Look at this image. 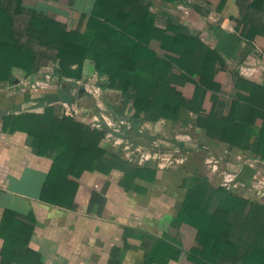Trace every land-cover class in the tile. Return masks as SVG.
I'll list each match as a JSON object with an SVG mask.
<instances>
[{"label":"trees","instance_id":"trees-1","mask_svg":"<svg viewBox=\"0 0 264 264\" xmlns=\"http://www.w3.org/2000/svg\"><path fill=\"white\" fill-rule=\"evenodd\" d=\"M151 1L93 0L91 12L81 13L77 25L68 30L65 24L25 8L22 0H0V82L12 83L13 69L28 77L40 58L52 61V77L59 84L54 93L34 94L42 112L14 114L7 127L9 133L30 136L38 155L50 151L55 155L43 180L41 201L71 209L77 181L84 173L117 171L119 187L139 195L147 191L139 181L154 183L157 179L156 168L132 162L119 150L102 145L114 128L104 123L91 126L56 113V103L71 104L77 98L80 88L70 81L81 80L89 63L102 79L99 89L121 92L117 102L103 99L106 110L102 112L133 146H146L157 139L141 129L144 123L176 125L190 114V126L205 141L197 149L210 151V143L217 142L228 151L264 163V82L229 68L199 36L182 34L170 22L167 8L156 13L151 6L156 1L166 7L183 3L203 18L209 9L202 11L186 0ZM226 1L219 0L216 12H221ZM247 2L237 1L241 20L234 33L253 46V40L264 38V29L252 24ZM157 16L165 19L164 28L155 24ZM174 141L181 150H189ZM63 184L69 188H62ZM180 188L181 201L171 225L184 224L196 231L194 245L185 254L188 261L264 264V198H246L235 188L212 185L198 172L184 177ZM33 230L32 215L5 212L0 228L6 240L2 264H40L39 256L28 247ZM122 239L123 247L113 249L109 264H120L117 255L123 249L140 252V264H168L184 254L179 242L166 234L158 238L124 227ZM130 239L137 244H130Z\"/></svg>","mask_w":264,"mask_h":264},{"label":"crops","instance_id":"crops-1","mask_svg":"<svg viewBox=\"0 0 264 264\" xmlns=\"http://www.w3.org/2000/svg\"><path fill=\"white\" fill-rule=\"evenodd\" d=\"M24 1L26 0H22L23 4ZM92 6L93 3L89 8L88 14L91 12ZM229 8L232 9L230 6ZM230 9L229 13L231 14L233 12L230 11ZM167 11L170 16V22L178 26L182 34L190 37L199 36V33L193 30L194 26L198 27L196 19L188 17L187 21H182V18L178 20V14L181 12L179 8L178 11L167 8ZM182 14L181 12V15ZM155 24L164 28L166 26V21L164 18L157 16ZM229 25L230 23H225L224 26L214 31L212 34V44L209 45L204 43L218 52L225 59L229 68H237L246 78L263 82L264 56L260 53L261 51L258 49L256 42L259 37L253 40V46L247 45L239 40ZM201 40L204 41L202 38ZM39 64H41V62L37 60L33 72L28 77L19 69L12 70L13 77H19V79L15 81L19 83V87H21L20 84L25 81H29V83L35 81V84H40L39 81L33 80V77L38 74ZM85 68L86 65L81 80L84 79V74L86 72ZM48 80L46 81L49 82ZM70 82L76 84L78 89L83 88L77 84L78 81ZM86 83L87 82H85V84ZM12 84L13 83L9 82H0V228L5 212H15L22 217L32 215L34 219V230L29 240L28 247L39 256L40 264H109L113 249L123 247L122 232L124 227L145 231L158 238L166 234L176 239L184 254H182L177 261H170L168 264H194L186 259L185 254L194 245L196 231L184 224L178 228L171 225V221L175 217L177 207L181 201L182 191L180 185L183 178L177 188L181 196L179 195L177 203L174 201L176 206L173 209H175V211L173 214H170L165 228H163L165 226L164 224L161 226L154 223V221H147L144 225H137L125 224L118 220L125 218L124 211L125 208H127L128 202H131L132 209L134 208L136 210L139 207L138 205L143 203L141 199L150 196L152 190L149 187L154 186L159 182L161 177H164L166 171L161 169V167H157L152 160L143 162H146L151 167L158 170L156 181L154 183L138 182L146 188L147 191L145 195H139L134 192L125 193L118 185L120 173L113 171L109 175L84 173L77 181L78 185L75 190L74 205L71 209L41 201L40 194L43 180L55 155L50 151L46 155L40 156L32 149V140L30 136L23 132L9 133L7 131L10 117L14 114L28 110L40 113L43 110V107L39 105L37 101L33 100V96L28 100L16 99L12 92ZM41 86L43 85L41 84ZM41 86L34 87L37 88L35 89V94L47 92L54 93L57 90L49 91L46 90V88L44 90V88L41 89ZM76 86H74V88ZM96 88L97 91H94V93H99L102 105V100L105 98L111 102H117L121 97V92L119 90H101L98 87ZM75 92V89L72 90V93ZM88 93L83 90V94L79 95L77 90V98L71 104H56L61 105L65 115L74 116L92 126L91 122H89L92 116L101 117L104 115H102L103 112L102 110L100 111V108H98L99 110H96L95 113L91 112L89 105L91 101L87 100L91 95ZM81 96H83L82 99ZM189 116L190 114L185 116L184 120ZM190 117L192 118V116ZM101 123H103L102 118L99 120V124ZM122 123H124V121H121V124ZM147 124L151 123H144L141 129L146 131L143 126ZM146 127H148V125ZM156 140L149 145L137 147H140L142 151H154V149L160 146V143H157ZM102 145L105 146V140L102 142ZM190 150L192 149L188 151ZM199 150L200 149L196 148V150L188 152L187 155H185V159H183V163L189 162L192 159L196 160L199 155L205 157V152L203 151V153H201L202 151ZM226 151L228 150L225 149V152ZM231 153L232 151H228L227 155ZM214 156L217 157L216 155L206 153L207 159L213 158V160H216ZM243 159H245V156ZM248 160H250L251 163L256 161L258 165H263L264 167L263 162L251 159ZM224 162H227V164H236L240 161L230 163L229 158H224L222 163ZM230 166L231 169L227 167L232 171V169H234L232 166L234 165ZM244 173L245 169L241 166L238 171L234 172L237 184H240L241 180L238 179H241ZM237 187H239V185L234 188ZM62 188L69 187L63 184ZM109 211L115 214V219H110V217H108ZM127 215L132 217L136 214L129 213ZM159 227L162 229H159ZM129 243L137 244L135 239H130ZM5 244V237L2 239L0 235V264H2V249ZM117 256L120 264H140L142 254L140 252L123 249Z\"/></svg>","mask_w":264,"mask_h":264},{"label":"rangeland","instance_id":"rangeland-1","mask_svg":"<svg viewBox=\"0 0 264 264\" xmlns=\"http://www.w3.org/2000/svg\"><path fill=\"white\" fill-rule=\"evenodd\" d=\"M186 1L187 3L199 5V8L202 11L209 9L211 12L205 18H203L193 11L191 7L186 6L183 3L175 7H166L164 4L158 1H156L154 6H151V11L159 13L165 8L175 9L178 11L179 8L183 14L181 15V12L179 11L180 14H178V20L179 18H182V21H187L188 17L196 19L198 22V27L194 26L193 30L199 33V37H201L204 42L209 45L213 43L212 34L214 33V28H219L224 26L225 23H230L229 26L234 31V26L238 24L239 20H241L238 10V0H227L221 12H216V6L218 5L219 0ZM144 2L151 3L152 1L144 0ZM92 3L93 0H58L57 2L51 0H26L24 1L23 6L27 9H34L37 13L44 14L47 17L53 18L65 24L69 30L77 25L81 13L88 14ZM247 4L248 6L246 10L250 13L252 24H254L256 28L264 29V0H262L260 3H257L256 0H248ZM229 6L232 7V9H230ZM229 9L233 13L230 14ZM256 42L258 49L261 51L260 53H262L264 56V38H258ZM38 60L41 62V64H39V70L37 72L38 74L36 73L37 75L33 77V80L39 81L40 84H35V81H32L31 83H29V81H25L22 82L20 84L21 87H19V83L15 82L17 79H19V77H14L12 82V92L16 99H30V97L34 96L35 89H37L34 87L41 86V84L43 85L41 86V89L44 88V90L46 88V90L55 91L58 88L59 84L57 79L52 77V61L50 59L48 60L40 58ZM87 65L85 68L86 72L84 74V79L79 80L77 84L82 86L83 90L87 93L89 92L88 94L91 95L89 96L90 98L87 99L88 101H91V103L87 104L90 105L92 113H95L96 110H99L98 108H100V111L106 110V107L101 104V96L99 93H94V91H97L96 87L102 79L97 76L92 63ZM85 82L87 83L85 84ZM223 94L226 96V92H223ZM82 98L83 96H81V99ZM56 106L57 114L63 115L64 112L61 105ZM102 115L104 116H92L89 122L97 123L99 122L100 118H102L103 123L106 124V120H104L103 117L107 116L104 113ZM190 116L183 120V123H177L176 125H171L170 123L164 121H160L156 124H147L148 127H146L147 125H144L143 127L146 129V131L152 136H157L156 141L157 143H160V146L154 149V151H136L135 148L137 146L134 147L130 140L122 138L120 127L117 126L115 122H112L109 118H107L111 123V126L109 127L114 128L116 131L115 133L109 132L106 135L105 147L107 149L113 151L119 150L122 157L127 158L137 164L139 163L140 159L145 161L144 157H146L148 160H152L157 167L161 166V169L166 171L164 177H161L157 184L149 187L152 190L150 196L142 198L141 201L143 203H140L136 210L134 208L132 209L130 204L131 202H128L127 208H125L124 211L125 218L118 219L119 221H122V223L144 225L147 223V221H154V223H157L161 226L164 224L165 226L163 228H165L170 214H173L175 211V209H173L176 206L174 201L177 203V200L179 199L180 192H178L177 188L181 179L188 177L195 172L207 176L209 182L212 185L223 187L224 174L230 173L234 175V172L238 171L241 166L245 169V173L242 175L241 179H238L241 181L240 184L236 185H239V187L235 188L237 190L236 192H242V196L246 198H264L263 165H258L256 161L251 163V161L247 158L243 159L245 155H241L239 151L233 150L230 155H227L228 151L225 152L224 145L217 142H212L210 143V147L206 146L210 148V151L206 152V150L203 149L199 150L202 151L201 153H203V151L205 152V157L199 155L196 160L192 159L189 162L183 163V159H185V155H187L188 152L196 150L198 144L205 142L202 134L195 131L190 126V120L192 119ZM95 118H97L98 121H94ZM173 140H175L174 142L183 143L184 148L192 150H181L176 144L172 143ZM126 143L131 144L132 147L126 148ZM206 153L216 155L217 157L214 156V158L218 161L215 162L216 160L214 161L213 158H210L211 160L207 159ZM224 158H229L230 163L235 161L240 162H237L236 164H227V162L222 163ZM230 165H234L232 166V168L234 167L232 171H230ZM227 166L230 169H228ZM129 213H135L136 215L130 217L127 215ZM114 216L115 214L113 212H108V217H110V219H113ZM159 229L162 228L159 227Z\"/></svg>","mask_w":264,"mask_h":264},{"label":"built area","instance_id":"built-area-1","mask_svg":"<svg viewBox=\"0 0 264 264\" xmlns=\"http://www.w3.org/2000/svg\"><path fill=\"white\" fill-rule=\"evenodd\" d=\"M103 118H104V120H106V125L108 127L111 126V123L108 121V119L106 117H103ZM94 121H98V119L95 118ZM91 124H92V126H95V127H99L100 126L99 122H97V123H93L92 122ZM114 132H116V131L114 130ZM130 147H132V145H129L128 143H126V148H130ZM135 150L136 151H140L142 149L140 147H136ZM144 159H145V161L148 160V158H146V157H144ZM215 162H217V161H215ZM143 163H144L143 159H140L138 164H143ZM158 167H161V166H158ZM236 185H237V183H236V179H235L234 175H232L230 173L224 174V176H223V185H222L223 187H225L226 189H230V188L236 187Z\"/></svg>","mask_w":264,"mask_h":264},{"label":"water","instance_id":"water-1","mask_svg":"<svg viewBox=\"0 0 264 264\" xmlns=\"http://www.w3.org/2000/svg\"><path fill=\"white\" fill-rule=\"evenodd\" d=\"M78 93H79V95L83 94V88H80V89L78 90Z\"/></svg>","mask_w":264,"mask_h":264}]
</instances>
